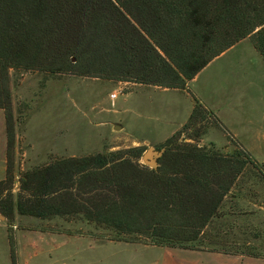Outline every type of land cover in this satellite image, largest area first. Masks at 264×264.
<instances>
[{
    "label": "trees",
    "instance_id": "1",
    "mask_svg": "<svg viewBox=\"0 0 264 264\" xmlns=\"http://www.w3.org/2000/svg\"><path fill=\"white\" fill-rule=\"evenodd\" d=\"M246 38L264 61V0H0V109L7 162L0 215L10 223L15 213L40 220L74 217L112 230L116 241L205 250V230L226 214L225 203L238 197L233 192L245 172L264 180V164L214 111L194 98L187 123L162 145L156 169L141 163L143 146L70 157L25 172L15 193L9 72L186 90L211 61ZM211 126L225 134L234 151L198 144ZM8 239L11 264H16L14 238L8 234ZM220 252L264 258L255 252Z\"/></svg>",
    "mask_w": 264,
    "mask_h": 264
},
{
    "label": "rangeland",
    "instance_id": "2",
    "mask_svg": "<svg viewBox=\"0 0 264 264\" xmlns=\"http://www.w3.org/2000/svg\"><path fill=\"white\" fill-rule=\"evenodd\" d=\"M9 88L16 121L17 193L22 174L56 160L131 147L161 149L187 123L194 98L214 111L226 128L246 137L245 120L264 114V61L246 38L211 61L186 90L13 69ZM208 128L200 146L235 150L221 130ZM6 166L5 115L0 109V180L6 177ZM233 193L238 197L225 203L226 214L205 230L204 246L264 255V180L246 171ZM32 218L18 213L11 223L4 218L14 238L16 264H150L158 252L147 250L143 245L151 244L144 242L116 241L112 230L79 218ZM35 227L44 234L20 238L21 262L17 231ZM8 241L0 230V264H11ZM33 245L40 248L35 258L29 251Z\"/></svg>",
    "mask_w": 264,
    "mask_h": 264
},
{
    "label": "crops",
    "instance_id": "3",
    "mask_svg": "<svg viewBox=\"0 0 264 264\" xmlns=\"http://www.w3.org/2000/svg\"><path fill=\"white\" fill-rule=\"evenodd\" d=\"M193 108V107H192ZM228 125V124H227ZM245 130L247 132L246 137H241V134L236 132L231 128H227L232 135L243 145L244 148L259 162L264 164V114L257 120L248 118L244 122ZM234 133H233V132ZM1 217V215H0ZM20 218L17 216V221H20ZM31 218V217H29ZM34 219V218H32ZM8 225L6 220L0 218V230L4 231V234L7 236L8 240ZM36 233L44 234L39 232L38 229H25L17 231L18 239V254L22 262V254L24 249L21 247V239H29ZM23 235V236H22ZM24 237V238H23ZM9 244V241H8ZM145 248L157 250L158 252H153L156 255L150 264H264V258H257L251 256H243L236 254H226L220 251H210V250H191V249H181V248H171L163 246H154V245H143ZM9 247V245H8ZM29 251L33 252V258L37 256V251H40V248L36 245L29 246ZM9 255V250H8ZM21 264V263H20Z\"/></svg>",
    "mask_w": 264,
    "mask_h": 264
},
{
    "label": "water",
    "instance_id": "4",
    "mask_svg": "<svg viewBox=\"0 0 264 264\" xmlns=\"http://www.w3.org/2000/svg\"><path fill=\"white\" fill-rule=\"evenodd\" d=\"M164 153V148L156 149L154 147H150L146 150V152L143 155V162L145 165L149 166L152 169H156L158 167V159L162 157ZM2 220H4V217H0Z\"/></svg>",
    "mask_w": 264,
    "mask_h": 264
},
{
    "label": "built area",
    "instance_id": "5",
    "mask_svg": "<svg viewBox=\"0 0 264 264\" xmlns=\"http://www.w3.org/2000/svg\"><path fill=\"white\" fill-rule=\"evenodd\" d=\"M111 97H112V98H116L117 95H116V94H112Z\"/></svg>",
    "mask_w": 264,
    "mask_h": 264
}]
</instances>
